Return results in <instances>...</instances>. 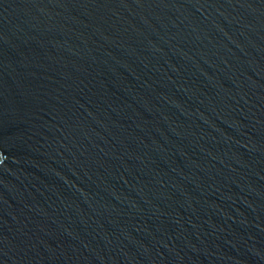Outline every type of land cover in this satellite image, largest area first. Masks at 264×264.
Returning a JSON list of instances; mask_svg holds the SVG:
<instances>
[{
  "label": "water",
  "instance_id": "obj_1",
  "mask_svg": "<svg viewBox=\"0 0 264 264\" xmlns=\"http://www.w3.org/2000/svg\"><path fill=\"white\" fill-rule=\"evenodd\" d=\"M0 264H264V0H0Z\"/></svg>",
  "mask_w": 264,
  "mask_h": 264
}]
</instances>
